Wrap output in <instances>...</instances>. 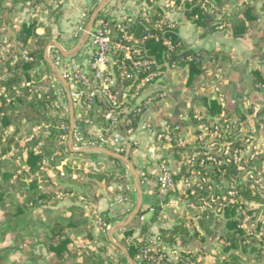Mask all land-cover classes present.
<instances>
[{
    "label": "trees",
    "instance_id": "16d2710c",
    "mask_svg": "<svg viewBox=\"0 0 264 264\" xmlns=\"http://www.w3.org/2000/svg\"><path fill=\"white\" fill-rule=\"evenodd\" d=\"M52 1L0 0V24L6 25L9 17L11 20V15L13 17L20 11L27 10L30 14L31 10L39 8V12L45 13L46 17L55 25L62 11L59 5L52 9ZM134 1L137 6L136 16H133L131 22L124 25L123 33L116 30L117 20L110 15L113 7L110 4L98 15L93 27L102 22L110 30L114 44L133 46L139 49L141 54L133 55V60L144 59L146 58L144 55H148L150 58L147 60L150 67L147 72L160 73L157 80L162 78L164 73L187 68L188 76L185 86L190 88L193 79L200 74L202 68L208 67L210 72H216L221 69L222 63L231 64V54L229 53L216 49L193 51L185 48L178 37L177 26L165 16V9L157 5L159 0ZM241 1L175 0L174 10L187 12L188 19L197 26H201L202 20H205L211 12H215L213 19H217L219 25L229 30L230 17L226 14V8ZM96 6L97 2L95 1L82 25L83 29ZM243 18L247 21L252 20L249 10L239 16L234 23L235 33L241 36L248 33ZM47 25L37 22L36 19L21 23L19 30L13 32L12 36L11 44L14 55L4 60L0 65V77L4 76V79L0 80V91L8 95V100L0 97V264H128L126 255L107 239L105 231L101 234L105 245L93 248L91 246L92 233L85 231L84 228L87 226V216L90 215L86 210L90 213L97 211L96 202L101 186L113 187L111 200L118 198L117 210L97 214L107 225L114 226L132 212L135 189L129 171L119 161L103 156L105 162L90 176L87 161L98 158V154L71 152L67 145L59 146L60 137L67 135L69 119L67 114L61 119L56 115H50L48 108L50 96L46 91V84H40L35 92L36 95L30 92L32 90L30 88H24V90L22 88L21 93L15 95V91L21 84L34 81L35 77H37L36 80H41L40 71L44 73V80L48 81L53 76L51 68L44 58V51L51 41V27ZM37 28L43 29V35L36 34ZM164 41H169L171 47L167 46ZM23 52H26L27 58L31 60L20 59L19 55ZM16 56L19 57L18 60H13ZM110 58L114 63L109 65V70L112 73V78L115 79L116 87L135 86V74H133V80L121 82L119 79L121 71L117 66L122 60L120 51L111 53ZM127 64V73H134L130 69V63ZM38 74L41 75V79ZM253 75L258 85L264 86V75L259 72H254ZM140 76L142 74L136 77ZM222 82L219 81V86L222 85ZM214 86L212 85V88ZM200 100L204 108L202 113L196 112L195 108L191 107L190 102L187 101L183 103L180 119L174 123H167V125L171 129L178 126L179 134H182L187 126L194 129L202 124L209 126L223 114V118L219 119L218 123L225 120L233 132H239L246 117L252 113L243 111L242 102L233 111H230L226 107L227 102L220 91H215V95L202 94ZM251 103L254 105L258 102L254 98ZM195 115L198 120L194 119ZM258 118L261 121L264 120V110L258 115ZM61 124L65 127L64 132L60 131ZM43 125L50 127L45 137L38 135L27 143L23 142L32 135L31 130ZM127 128L123 122H118L116 125V129L121 135L125 134ZM22 133L26 137L20 136ZM171 134L172 137H175V134L179 135L176 132ZM199 134L200 132L196 129L195 136ZM18 136L20 139H17ZM174 145L175 143H173ZM193 147L194 151L201 154L205 151L204 146L200 147L198 143H195ZM234 147L239 148V145L235 144ZM13 149L14 152H12ZM64 150L68 155L81 158L82 162L79 165L65 164L62 166V177L64 178L60 180V172L56 168L64 161L62 160L65 154L62 152ZM186 150L190 153L188 147ZM133 154V149H129L121 153V156L129 161L139 176L143 191L142 198H144L146 190H148L145 183L153 182L157 176L146 170L145 167L138 165ZM221 156L218 155L220 165L205 163L207 168L203 172L206 173L210 183L212 181L226 186L231 184L234 177H237L238 165L232 160L226 164L225 160H220ZM175 159L180 160L176 155ZM201 159H203V155L194 162L196 168L199 167L198 163ZM106 161L111 162L112 166L108 165ZM49 173L54 175L58 186L62 185L66 188L62 191L43 190V187L48 186ZM251 173L254 175L255 172ZM180 177L181 175H175L174 180H179ZM255 183L253 177L245 180L244 183L236 181L234 186L236 195L233 197L232 203L230 197H227L229 203L221 210V216L224 219L223 231L226 236L224 239L227 244L223 247L222 252L224 254L234 252V255L236 253L246 256L253 255L256 262L263 261L264 264V236L261 237V242L258 244L245 243L249 234L242 227L244 221L242 207L247 210V203L264 205V198ZM59 192L67 196L72 194L70 197L72 204L69 207H57L61 200L57 195ZM79 197L82 198V205L78 200ZM142 201L144 200L142 199ZM162 201L166 202V199ZM188 201L196 204L199 202V205H202L203 201H210V197L207 192H204L200 197L189 196ZM153 208L156 210V207L141 209L126 226L113 235L116 243L125 249L127 256L135 264H145L144 261L137 259L139 251L146 245L143 238L134 236L138 227V219ZM253 211L248 210L247 215L250 216ZM255 211L258 212V210ZM90 216L93 219L95 215L92 213ZM204 219H206V214L199 218L198 223L202 229L206 230ZM261 227L262 223L258 222L257 228ZM141 231H145V228L143 227ZM160 231L162 236L166 237L165 241L171 244L177 240L178 236H183L181 240L189 238L187 230L183 231L182 227L176 225L170 230L161 228ZM194 231V238L195 236L199 237V232ZM80 234L82 238H79ZM188 259L181 257L176 264H193L194 260ZM224 260L222 263H225ZM228 263L241 264L238 255H235Z\"/></svg>",
    "mask_w": 264,
    "mask_h": 264
},
{
    "label": "built area",
    "instance_id": "2783aa9c",
    "mask_svg": "<svg viewBox=\"0 0 264 264\" xmlns=\"http://www.w3.org/2000/svg\"><path fill=\"white\" fill-rule=\"evenodd\" d=\"M97 1L101 2L102 0ZM173 6L174 2L166 6V8L170 9L173 8ZM132 17L133 16H125L123 19L117 20L116 30L123 33L124 25L131 22ZM86 18L87 17L84 19L86 20ZM11 20L15 23L12 28H16L18 20L14 17ZM82 25L71 34L70 38L77 39L84 35L86 27L83 29ZM3 31H8L10 34L12 30L10 28H4ZM110 35V30L106 28L102 22L96 24L95 27L92 26L88 38L83 45L84 56L86 54L90 56L86 67L64 58L61 52L51 45H48L44 51L45 61L49 66H53L58 71L59 75L68 86V94H66L57 77L53 74V76L48 79L46 91L50 96L48 108L53 115H56L59 119L63 118L62 114L65 111L69 119V105L67 99L69 98L71 101L74 128L70 150L79 152L84 149H99L121 155L124 151L133 149V155L136 157L135 149H149L148 154L142 156L147 160H156L158 175L155 182H146L145 186L148 190L155 191L156 195L154 196H157L156 199L158 198L160 204L163 202V199H166V202H163L164 205L173 203L177 198L176 195H181L180 198L185 197L188 200L189 196L200 197L202 193L207 192H200L197 188L200 190L203 188H200L198 184L192 182L193 179L198 181L199 176H202V182L209 188L207 194L208 197H210V201H212L214 195L217 193L216 189H218V184L212 181L210 183L203 170L207 168L209 162L220 165L221 162L218 159V155H222L220 160H225L226 164H228L230 160L233 162L234 158L231 159V156L228 154L230 146L235 148L230 139L232 137L230 135L233 132L231 126L225 120L218 123L219 119L223 118V114H221L220 118L215 120L213 124L209 126L202 124L196 127L200 132L198 136H195L196 129L191 126H187L185 130L182 131V134H179L178 126L171 129L167 124H164L161 129L155 130L151 121V116L148 114L149 108L153 105L165 103V93L163 91H155L144 95V92L151 85L155 84V81L160 79H156L160 73H148L147 71L150 67L148 60L150 57L145 54L144 57L146 58L133 60L132 56H139L141 54L140 50L133 46L114 44ZM164 43L171 47L169 41H164ZM118 51L122 54V60L117 66L118 70L121 71L119 79L121 82L124 80H133V74H135V86L128 85L119 88L114 84L115 79L112 78V73L109 70V65L114 63L110 58V54ZM23 54L25 55L23 59L31 60L27 58L26 52H23ZM128 62L130 63V69H132L134 73H127L126 69L128 67ZM139 74H142V76L139 78L136 77ZM0 78L2 80L4 76ZM260 88L261 95L258 106L261 108L260 111H262L264 110V86H260ZM0 94L2 95L3 93L0 92ZM94 106L97 108L96 111H94ZM194 119L198 120V117L195 115ZM118 122H123L124 126L128 127L124 135H121L116 129ZM44 128L47 129L48 126H44ZM188 128L192 129V134L190 136L186 133L189 130ZM36 129L38 130L39 128ZM36 129L34 128L32 130L33 134L30 138L26 139L25 142H29L30 139H32L36 134ZM60 131H65L63 124L60 125ZM173 132H176L180 136L175 134V137H172L171 133ZM202 133L207 135V140L209 137L213 138L211 143L209 140L208 142L203 141L204 139L201 138ZM65 137L66 136L62 135L60 140H65ZM221 138L225 139L221 144L222 148H220L218 144ZM160 143H167L171 147H179L180 150L185 153L184 158L179 156V164H183L177 168H171L169 166V160H167L165 156L156 158V152L159 151V149L152 148V145H158ZM173 143H175L174 146ZM195 143H198L200 147L204 146L203 149L206 152L204 151L205 153L203 152L201 154L200 152L194 151L193 145ZM186 147L190 149V153H188ZM234 152H236V150H234ZM201 155H203V159L199 160V167L196 168L194 162L200 158ZM96 160H105V158L99 157ZM96 160L93 161L92 166L100 167L102 163ZM205 163H207V165ZM182 169H184V172H182ZM238 169L237 166V170ZM62 175V172H60V176ZM175 175H181L180 179L174 180ZM141 177H143L142 174ZM189 177H192V179L189 180ZM249 178H251L250 175ZM249 178L247 180H249ZM232 182L230 185L228 184L226 186L230 188L235 186V183L233 185ZM189 184L196 186V192L193 193V188H190ZM180 185L188 186V188L184 186L183 189H180ZM215 185H217L216 189L213 187ZM221 187L224 188L225 186ZM235 195L236 194H234V196ZM79 199L82 201V198ZM149 200L153 201L155 197H151ZM112 202L113 205L110 204L109 209L114 210L115 208L112 206H116L117 209L118 198L112 200ZM206 202L203 201L202 205H199L198 202L197 206L207 211L205 207V205H207ZM141 219H143V217H141ZM94 224H96L97 227L105 229L108 226L98 215L94 216ZM156 244L157 246L153 247L150 242L146 243L145 247L139 251L137 259L144 261L145 264H172L174 261L177 262L178 252L176 249L171 250L170 248H165L164 243L161 241L156 242ZM176 262L173 264H176Z\"/></svg>",
    "mask_w": 264,
    "mask_h": 264
},
{
    "label": "crops",
    "instance_id": "0c3cea01",
    "mask_svg": "<svg viewBox=\"0 0 264 264\" xmlns=\"http://www.w3.org/2000/svg\"><path fill=\"white\" fill-rule=\"evenodd\" d=\"M95 1L98 5L103 0L101 2L97 0H53L51 8L54 9L59 5L62 11L55 25L46 17L45 13L39 12V8L31 10L30 14L27 10H23L13 16L19 23L26 22L23 19H35L34 17L37 16V22L48 24L47 26L51 27L49 45L59 50L64 58L86 67L90 57L89 54L84 56L83 46L75 52L83 36L77 39L70 38V36L84 23V18L93 8ZM172 2L175 5V0H159L157 5L165 9V16L167 15V18L177 26V34L183 46L193 51L216 49L229 53L231 54V64H228V62L222 63L221 69L216 72H210L208 67L202 68L200 74L193 79L190 88L185 86L188 76L187 68L164 73L162 78L144 92V95L155 91L165 93V103L153 105L149 108L148 114L151 116L155 130L161 129L164 124L178 121L183 110V103L187 101L190 102L191 107L195 108L196 112L202 113L204 111L200 100L202 94L211 93L215 95V91H220L227 102L226 107L230 111L238 107L245 97H249L250 101L255 98L258 102L261 88L253 73L259 72L264 75V7H262L264 0H242L226 8V14L230 17L229 30L219 25L217 19H213L215 12H211L205 20H202V25L197 26L188 19L187 12H177L174 10V6L167 9L166 6H169ZM109 4L113 6L110 15L116 20H121L125 16H136L137 6L134 0H112ZM246 10L250 11V17L252 18L251 21L243 18L248 33L245 36L237 35L234 30V23ZM36 34L43 35V29L37 28ZM220 80L223 81V86H219ZM212 85H215L214 88H212ZM254 105H258V103ZM186 133L190 136L192 129H189ZM160 144H153L152 148L166 150L171 147L167 143ZM103 156L99 155V157ZM96 159L87 161L88 167L93 171L101 167L92 166L93 161ZM65 161L56 168L59 172H63L62 166L65 165ZM96 161L105 162V160ZM136 161L141 167H145L146 170L156 176L158 175L156 160L146 159L140 162L136 159ZM107 164L112 166L111 162H107ZM100 188L101 191L96 202L97 211L96 213L92 212L94 215L112 212L113 210L109 209L113 187L101 186ZM71 204L66 202L63 205L69 207ZM86 212L92 214L87 210ZM90 215L87 216L86 221H90ZM111 228L112 225L107 233ZM112 240L116 243L113 237Z\"/></svg>",
    "mask_w": 264,
    "mask_h": 264
},
{
    "label": "rangeland",
    "instance_id": "374dc122",
    "mask_svg": "<svg viewBox=\"0 0 264 264\" xmlns=\"http://www.w3.org/2000/svg\"><path fill=\"white\" fill-rule=\"evenodd\" d=\"M263 7V6H262ZM16 16V15H14ZM13 16V17H14ZM11 15V18H13ZM37 17V16H36ZM36 17H34L36 19ZM25 21L31 20V18L23 19ZM8 23L0 24V65L4 60L9 59L10 56H13L14 53H12V36L13 32H16L19 30V27L21 23H16V28H12L13 24H15L12 20H7ZM11 29V33L9 34L8 31H3V29ZM11 41V42H10ZM82 53V52H81ZM25 56L23 53L19 55L20 59ZM18 56L14 57L13 60H18ZM37 71V70H36ZM34 71V73H36ZM38 72V71H37ZM33 73V75H34ZM42 79H41V75ZM39 77L41 80H36L37 77L34 78V81H31L28 83H23L19 86V88L15 91V95H18L21 93V90L23 88H30V92H33L34 95H36V91L40 84H46L47 85V79L44 80L43 74L40 71ZM1 80V78H0ZM41 83H40V82ZM4 93L3 91H0ZM4 95V96H3ZM4 97L6 100H8V95L0 94V97ZM244 103V104H243ZM242 108L243 111H250L252 112L250 115L246 117L245 123L241 126V130L239 132H232L230 136H232L231 142L232 145L238 144L239 149L233 148V146H230V149L228 150V154L231 156V159H233L234 163H237L238 170H237V177H234L233 185L236 181L238 183H244L245 180L249 178V175L251 178L256 181L257 189L262 194L264 198V120H260L258 118V115L262 112L260 111L261 108H259L258 105H253L250 101L249 97H245L242 102ZM62 111V110H61ZM50 115L52 116L53 113L51 110L49 111ZM66 115V111L62 114V117ZM54 116V115H53ZM56 120H58L56 118ZM259 125V128L257 126ZM37 127H35L36 129ZM48 127L47 129L43 126H40L39 129H36V134L33 137H36L38 135H41L45 137V134L49 131ZM70 127L68 126L67 129V135L65 137V140H61L59 146H66L70 150L68 145V131ZM24 131V130H23ZM31 133L33 134L32 130ZM20 136H25V134H21ZM20 136L17 137V139H20ZM206 134L202 133L201 138L204 139L203 141L208 142V140L211 143V140L213 138H206ZM31 137V135H30ZM28 137V138H30ZM32 137V138H33ZM205 137V138H204ZM228 137V136H227ZM26 138V139H28ZM16 139V140H17ZM25 139V140H26ZM25 140L23 141L24 143ZM31 140V139H30ZM220 142L219 147L222 148V142L225 140L224 138L219 139ZM162 145V143L160 144ZM56 150L58 148L56 147ZM171 150V152H170ZM236 150V152H234ZM15 150L13 149L12 152ZM64 154V158L62 160H66L65 164H70L71 166L79 165L81 163L82 159L74 156V155H68L66 154L65 150L62 151ZM72 152V151H71ZM149 152V149H135L136 159L141 162V160H146L145 157L142 155H147ZM156 158H161V156H165L167 160H169V166L171 168H177L178 166H181L183 163L179 164L180 160L175 159L176 156H180L181 158L185 157V153H183L179 147H171L169 149L163 150L160 149L156 152ZM174 153V154H173ZM77 160V161H76ZM166 160V159H165ZM74 163V164H73ZM58 172L59 170L56 169ZM89 175L91 176L93 174V170L89 169ZM251 172H255L254 175ZM50 177L48 179V186L43 187V190H64L62 185L58 186V182L55 181L54 175L52 173H49ZM139 177V176H138ZM202 176H199L198 181L196 179H193L192 182L198 184L200 188H197L200 192L207 191L209 192V188L205 186V184L202 182L203 179ZM63 179L64 177L60 176ZM189 180L192 179V177L188 178ZM140 180V178H139ZM156 180V179H155ZM153 180V182H155ZM141 185V183H140ZM185 185H180V189L184 187ZM188 188V186H185ZM190 188H193V193L196 192V186L189 184ZM215 189L217 185L213 186ZM216 194L214 195L212 201L206 202L207 205L205 207L207 208V211H205L203 208H199L196 203H190L185 197H181L179 195H176V200L173 201V203H169L167 205H164L162 202L161 204L158 202V198L155 194V191L146 190L144 198H142L144 201H142V205L140 207V210L148 207H156V210L151 209L149 212L142 214L138 219V227L135 232V237L140 236V238H143L145 241V244L150 242L151 245L157 246L156 242H163L165 245V248H170L171 250L176 249L178 252L177 258H189L188 260H194L193 264H229L228 262L231 261V259L234 258L235 255H238V258L240 260L241 264H263V261L256 262V259L253 255H243L240 253H236L234 255V252L226 253L224 254L222 251L224 246H227L225 243L224 236V219H222L221 216V210H223L224 207L227 206V197H230V202L233 201V196L236 194V190L234 189V186L231 188L228 186H225L224 188L221 187V183H218V189H216ZM219 193V194H218ZM230 195H228V194ZM143 194V191H142ZM59 198H61L60 202L58 203L57 207L63 208L66 205V202L71 203L70 197H72V194H69L68 196L64 193H58L57 194ZM154 198L155 200L150 201V198ZM80 198V197H79ZM80 201V199H78ZM111 200V199H110ZM82 201H80L81 204ZM111 204L113 203L112 200L110 201ZM77 204V203H76ZM136 204V195L134 196V203L132 208L135 207ZM82 205V204H81ZM113 205V204H112ZM111 205V206H112ZM245 205V204H244ZM118 206V205H117ZM159 206V207H158ZM197 206V207H196ZM247 210L242 207V214L244 215V221L242 222V227H244L249 234V238L246 239L245 243L252 242V243H259L261 242V237L264 236V205H253V204H246ZM116 209V206H112ZM139 210V211H140ZM248 210H254L252 214L249 216L247 215ZM255 210H258L256 213ZM203 214H206V219H204V223L206 224V230L202 229L198 223L199 218L202 217ZM143 217V219H141ZM90 221H86L87 226L84 228L85 231H89L92 233L93 240L91 242V246L97 247V246H104V239L101 237L103 232L105 231L107 236V230L110 228L111 225H108L106 229L97 227L96 224H94V220L90 218ZM261 222L262 227L257 228V223ZM180 226L183 228V231L187 230V234L189 233V238L181 240L183 236H178L177 240L171 244L170 242H166L165 238L161 234L160 229L164 230H170L173 226ZM113 226V225H112ZM145 228V231H141L142 228ZM194 230H197L199 232V237L194 238ZM87 233V232H86ZM79 238H82L81 234L79 235ZM202 239V240H201ZM187 254L189 255L187 257ZM264 254V253H263ZM177 259V260H178ZM225 259V260H224ZM224 260L225 263H222ZM264 260V259H263ZM176 262V261H174ZM173 262V263H174ZM188 262V261H187ZM172 263V264H173Z\"/></svg>",
    "mask_w": 264,
    "mask_h": 264
},
{
    "label": "water",
    "instance_id": "95a60500",
    "mask_svg": "<svg viewBox=\"0 0 264 264\" xmlns=\"http://www.w3.org/2000/svg\"><path fill=\"white\" fill-rule=\"evenodd\" d=\"M111 1L112 0H103L93 10L92 14L89 17L88 23L86 25L85 33L83 35V38H82L79 46L76 48L75 52L79 51L81 49V47L84 45L85 41L88 38V34L90 33V30H91L95 20L97 19L98 15L108 6V4ZM50 68H51L52 73L57 77V79H58L61 87L65 91V93L68 94V86H67L66 82L62 79V77L59 75L58 71L53 66L50 65ZM67 101H68V105H69V127H70L69 135H68V145H69V148H70L71 147V142H72V133H73V128H74V120H73V110H72L71 101H70L69 98L67 99ZM96 110H97V108L94 106V111H96ZM94 120H95V116H94ZM79 153H82V154H93L94 153V154L104 155V156H106L108 158H112V159H115V160L119 161L129 171V173L131 175V178H132V181H133L134 189H135L136 204H135V207L133 208L132 212L125 219H123L119 223H117L114 226H112L110 231L107 233V237H108V240L112 244L117 246L126 255L128 264H135L127 256L125 249L112 240L113 235L118 230H120L124 226H126L138 214V212L140 210V207L142 205V190H141L140 180H139V177H138L135 169L133 168V166L129 163V161L127 159H125L121 155H118V154L110 152V151H104V150H99V149H84V150H80Z\"/></svg>",
    "mask_w": 264,
    "mask_h": 264
}]
</instances>
